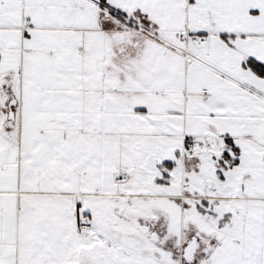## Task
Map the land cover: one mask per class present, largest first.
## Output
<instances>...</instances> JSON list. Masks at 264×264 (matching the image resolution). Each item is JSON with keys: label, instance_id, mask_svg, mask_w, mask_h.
Returning a JSON list of instances; mask_svg holds the SVG:
<instances>
[{"label": "snow or ice", "instance_id": "1", "mask_svg": "<svg viewBox=\"0 0 264 264\" xmlns=\"http://www.w3.org/2000/svg\"><path fill=\"white\" fill-rule=\"evenodd\" d=\"M0 264H264V0H0Z\"/></svg>", "mask_w": 264, "mask_h": 264}]
</instances>
